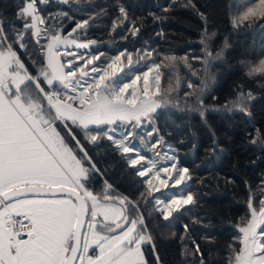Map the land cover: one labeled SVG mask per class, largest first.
Segmentation results:
<instances>
[{
  "label": "trees",
  "instance_id": "16d2710c",
  "mask_svg": "<svg viewBox=\"0 0 264 264\" xmlns=\"http://www.w3.org/2000/svg\"><path fill=\"white\" fill-rule=\"evenodd\" d=\"M258 3L69 0L64 4L48 0L37 4L45 19L41 29H58L66 36L77 22L87 20L88 24L72 37L87 42L91 54L102 62L121 53L125 54L122 60L127 61L131 54L132 65L142 69L160 64L162 90L166 91L170 83L173 87L167 93L169 102L152 114L155 135L132 128L130 138L135 153L144 157L154 151L151 145L159 136L173 148L178 168H187L190 178L172 188L149 192L146 177L137 175L144 162L130 166L126 155L102 134V128L90 127L92 134L101 133L95 143H90L82 129L69 124L98 169L90 174L87 188L102 194L110 185L111 194L127 196L138 206L131 214L143 216L152 238L142 246L146 264H157V258L159 264H201V260L204 264H229L232 249H239L238 226L250 216L249 198L257 210L264 198V73L248 74L264 59V17L239 19ZM23 4L24 0H0V28L28 73L35 77L44 66L48 40L42 33L38 44L27 31L24 47L16 42V34L25 23L17 16ZM121 7L126 19L120 14ZM6 46L0 41V47ZM165 57L177 59L167 61ZM181 58H186V63ZM42 86L47 90L48 86ZM30 90L35 95L34 85ZM57 128L74 153L83 157L64 125ZM189 194L194 202L176 209L165 220L157 201ZM261 230L264 226L257 231ZM260 239L264 242V236Z\"/></svg>",
  "mask_w": 264,
  "mask_h": 264
},
{
  "label": "snow or ice",
  "instance_id": "6c2138e0",
  "mask_svg": "<svg viewBox=\"0 0 264 264\" xmlns=\"http://www.w3.org/2000/svg\"><path fill=\"white\" fill-rule=\"evenodd\" d=\"M46 2L48 0H24V6L17 12L18 18L25 21L23 30L16 34V42L21 47H24L27 31H31L38 44L42 33L48 40L45 64L37 76L28 73L0 28V41L7 45L0 47V264H146L142 246L152 238L144 226L143 216L131 215V210L138 211V206L127 196L111 194L110 185H106L102 194H94L87 188L90 174L98 169L76 140L68 122L82 129L90 143H95L101 135L92 134L90 126L108 125L109 130L102 134L125 154L133 153L135 149L125 143L133 132L115 140L108 134L114 130L111 126L119 122L136 128L144 119L151 120L152 114L169 102L167 93L173 87L170 83L166 91L162 90L158 71L161 65L155 63L130 83H113L118 69L123 71L120 65L124 53L103 68L92 66L89 69L99 56L85 59L72 52L66 55L75 59L62 62L57 51L61 45L89 46L70 38L88 21L77 22L67 36L47 26L41 29L38 25H44L45 19L39 14L37 4ZM60 2L67 4L69 0ZM119 11L126 19L124 9L121 7ZM257 15L264 17V0H259L255 8H248L239 19L243 21ZM233 23L236 24L235 19ZM145 55L151 57L152 54ZM208 55L211 57V53ZM176 59L165 57L167 61ZM181 59L186 63V58ZM75 60L82 63L76 65ZM127 61L132 65L131 54L127 55ZM153 71L157 72L155 91L150 88L148 79ZM90 72L94 74L91 77ZM256 73H264V59L250 68L248 74ZM141 76L142 92L137 88ZM45 84L47 90L42 86ZM31 85H34L35 95L30 90ZM129 89H132L130 93ZM240 110L247 112L243 107ZM58 124H63L67 134L76 140L83 157H78L67 145ZM151 147L155 149L156 144ZM144 161L145 157L140 154L136 158L129 157L130 166L134 168ZM177 169L178 176H173V170ZM161 173L168 178L162 179ZM187 174V168H178L175 163L157 169L156 162L149 161L137 169L138 176L150 177L145 180L149 192L154 189V181L164 187L172 180L179 185L190 178ZM57 193L64 195L57 198ZM193 202L194 197L189 194L173 198L158 210L167 220L173 211ZM259 205L257 210L249 198L251 218L238 226L239 249H232L229 264H264V242L260 239L264 230L257 231L264 226V198ZM22 234L27 238H21ZM90 249L98 250V254H90Z\"/></svg>",
  "mask_w": 264,
  "mask_h": 264
},
{
  "label": "rangeland",
  "instance_id": "374dc122",
  "mask_svg": "<svg viewBox=\"0 0 264 264\" xmlns=\"http://www.w3.org/2000/svg\"><path fill=\"white\" fill-rule=\"evenodd\" d=\"M24 6V4L22 5V7ZM21 7V8H22ZM30 22V21H29ZM24 26V25H23ZM39 28H41V25H38ZM75 28V27H74ZM29 34L31 35L32 37V34H31V31H28ZM67 36V35H66ZM33 38V37H32ZM71 39H75L73 37H70ZM77 42L79 43H87V42H83V41H79L77 40ZM48 43V41H47ZM46 43V45H47ZM47 49L45 47V52H44V64H45V53H46ZM57 51L60 52L61 54V58H62V62H66V61H69V60H74L75 58L73 56H70V55H66V53L68 52H72V53H75L76 56H79V57H83L85 59H87L89 56H96V55H93L90 53L89 51V48H77L75 46V44L69 46V47H65L64 45H61L59 47V49H57ZM116 56L118 55H115L111 58H109L107 60V62H102L101 59L97 60L95 62L94 65H90L89 66V69L92 67V66H96V67H100V68H103L105 67L109 62H111ZM122 64L120 65V67L123 68V71L122 72H119V69H118V75L117 77L114 78L113 80V83L117 84V85H122L123 83H130L132 79H134L137 75H141L143 72H147L149 70V68H146V69H142V68H139V67H136L135 65H128V62L127 61H124L122 60ZM80 63H82V61L80 60H75V64L76 65H79ZM90 77L94 74H92L91 72L89 73ZM42 79V78H41ZM149 85H150V88L155 91V72H150L149 73ZM90 82V80H89ZM46 85V84H45ZM143 85H144V80H143V77L141 76V79L137 82V88H139L142 92L143 90ZM47 86V85H46ZM132 91V89H129L128 92L130 93ZM68 124H71V122H68ZM93 127H96L94 125H92ZM90 126V127H92ZM109 127L108 125H101L100 128H102L103 132L105 131H108L109 130ZM114 130L113 131H109L108 134L113 136V138L115 140H119L121 139L122 137H124L129 131L132 132V126L128 125V124H121V123H117L116 125L114 126H111ZM134 130H137L139 132H142V133H145V134H148L149 132H152L154 135H155V132L153 131V125H152V122L150 120H147V119H144L142 124L139 126V127H136L133 128V131ZM130 137H127V140L125 141V143L130 146ZM66 142V141H65ZM67 145H68V142H66ZM154 144H156V148L153 149L154 151H150L149 152V156L148 157H145V161H144V166L149 162V161H155L156 162V167L157 169L161 168V167H170L173 163L176 164V161H175V156H174V153H173V148L169 145V144H164L162 141H161V137L159 136V139L155 140ZM69 146V145H68ZM70 147V146H69ZM131 147V146H130ZM157 147H159V149L157 150ZM120 150V149H119ZM122 153H124L122 150H120ZM137 152V151H135ZM134 152V153H135ZM128 153V154H125L128 161H129V157L131 158H136V155L138 153ZM172 175L173 176H178V169L177 170H173L172 172ZM150 177H146V179H149ZM161 178L162 179H167L168 177L165 176L163 173H161ZM185 181V180H184ZM183 181V182H184ZM182 182V183H183ZM180 185V184H179ZM176 186L175 184V181L172 180L169 182V186L170 188ZM159 189V190H156V189ZM166 187L164 186H161L159 185L158 182H155L154 181V189L153 191L157 192V191H161L163 189H165ZM179 197H186V196H181V195H173L172 197H170L169 199H165L164 202H161L158 204V208L159 209H163V205L166 204L168 201L172 200L173 198H179ZM159 199V198H158ZM159 200H162V199H159ZM162 212V211H161ZM133 217H136L137 214H131ZM163 215V214H162ZM251 218V212H250V216H249V219ZM259 232V231H258ZM241 235V233H240ZM91 250V249H90ZM90 250H89V253H90ZM98 251V250H97ZM96 251V252H97ZM93 252V251H92ZM91 252V253H92ZM98 253V252H97Z\"/></svg>",
  "mask_w": 264,
  "mask_h": 264
},
{
  "label": "built area",
  "instance_id": "2783aa9c",
  "mask_svg": "<svg viewBox=\"0 0 264 264\" xmlns=\"http://www.w3.org/2000/svg\"><path fill=\"white\" fill-rule=\"evenodd\" d=\"M15 219H17L19 221L20 217H15ZM24 223L27 224V221H24ZM21 238L26 239L27 237H26V235L22 234Z\"/></svg>",
  "mask_w": 264,
  "mask_h": 264
},
{
  "label": "crops",
  "instance_id": "0c3cea01",
  "mask_svg": "<svg viewBox=\"0 0 264 264\" xmlns=\"http://www.w3.org/2000/svg\"><path fill=\"white\" fill-rule=\"evenodd\" d=\"M13 91H14V89H13ZM63 195H57V198H60V197H62ZM92 249L90 250V254H92V255H96V254H98L97 252H92Z\"/></svg>",
  "mask_w": 264,
  "mask_h": 264
},
{
  "label": "water",
  "instance_id": "95a60500",
  "mask_svg": "<svg viewBox=\"0 0 264 264\" xmlns=\"http://www.w3.org/2000/svg\"><path fill=\"white\" fill-rule=\"evenodd\" d=\"M50 195V194H49ZM57 195H64V194H62V193H57Z\"/></svg>",
  "mask_w": 264,
  "mask_h": 264
}]
</instances>
